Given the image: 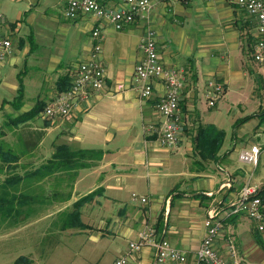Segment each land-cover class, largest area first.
I'll list each match as a JSON object with an SVG mask.
<instances>
[{
    "label": "crops",
    "instance_id": "0c3cea01",
    "mask_svg": "<svg viewBox=\"0 0 264 264\" xmlns=\"http://www.w3.org/2000/svg\"><path fill=\"white\" fill-rule=\"evenodd\" d=\"M66 1L0 0V36L9 37L13 47L12 53L0 60V108L13 107L11 116H16L38 102L46 105L51 101L59 92L58 79L66 75L71 80L78 64L88 59L94 43L92 30L99 28L102 34L100 59L105 67L103 85L81 109L54 118L56 122L45 125L43 135L35 137V133L27 129V133L36 138H29V151H35L43 144L50 147L66 144L73 151L95 152H89V157L80 160L85 164L81 167L61 170L45 166L46 163H34L30 169L16 171L14 188L18 193H22L23 187L31 189L35 182L54 181L40 201L35 202L32 192L27 191L30 197L24 198L23 203H28L29 207L27 211L16 213L11 233L0 234V253L9 245L7 241H20L24 247L20 248L23 254L19 255L28 256L35 264L56 242H62L61 238L68 232L82 231H91V243L107 241L114 236L127 239L129 244L138 239L139 231L147 224L155 230L164 209L163 236L171 245L182 249L187 264H192L205 227L203 222L198 225L193 220L190 211L197 206L204 211L205 218L208 209L221 202L229 207L249 180L246 170L232 166L226 153L219 151L221 158L214 169H210V163H199L192 150L196 126L212 123L221 127L215 114L208 115L205 120L199 113L198 104L200 98L206 96L208 80L223 84L224 92L219 97L223 98L231 84L241 81L244 84L247 73H254L248 62L255 47L253 39L258 37L255 23L228 0H161L153 4L145 17L116 28L110 20L87 13L60 19L55 12L57 8L64 10ZM104 1L112 8L122 5L121 0ZM148 29L155 32L163 66L180 69L186 77L180 98L181 137L172 148L161 147L157 133L146 130L150 125L158 127L161 121L156 102L164 92L163 84L154 80L152 95L142 98L134 78L135 65L144 57L142 46ZM250 47L252 50L249 51ZM119 84L123 85L120 89ZM19 86L22 88L20 101L16 98ZM6 91L11 93L9 98L3 96ZM2 137L0 151L9 157H20L24 147L12 148ZM18 140L21 141L19 136ZM55 147L47 150L48 159ZM21 159L10 167H16ZM237 168L242 171L238 173ZM173 173L192 180L209 177L199 191L209 198L213 195L212 201L217 202L202 207L199 200L192 206L187 205L190 211L180 210L170 221L166 214L170 212L167 202L171 192L163 191V181ZM145 176L149 194L142 196L146 201H133L130 188ZM176 189L177 184L170 191ZM181 191L180 196L185 199L201 193ZM89 193L94 194L80 207V220L85 227L69 229L65 219L71 205ZM34 204H45L44 211L35 213ZM54 231L57 239L51 240ZM224 235L226 233L217 235L214 246L221 255L227 256L231 241ZM128 244L123 247L120 241H115L109 249L112 254L110 264L121 255L128 256L129 264H170L169 261L157 262L156 248L149 243L136 253L129 251Z\"/></svg>",
    "mask_w": 264,
    "mask_h": 264
},
{
    "label": "built area",
    "instance_id": "2783aa9c",
    "mask_svg": "<svg viewBox=\"0 0 264 264\" xmlns=\"http://www.w3.org/2000/svg\"><path fill=\"white\" fill-rule=\"evenodd\" d=\"M119 7H108L104 0H67L64 6V16L75 18L79 13L92 14L110 20L116 28L132 22L136 18L145 17L155 2L161 0H121ZM244 11L255 23L258 40L255 44L252 58L255 62L264 64V0H228ZM94 43L88 59L78 64L70 80L68 88L59 91L42 110L46 118H62L86 104L93 92L100 89L105 81V67L100 59L101 31L92 30ZM12 41L9 37L0 36V60L12 53ZM144 57L135 65L134 78L142 98H149L153 91V81L163 84L164 92L156 102V110L161 117L158 127L150 125L147 131L157 133L158 143L163 148L175 147L181 137L182 122L180 116V98L186 77L182 70L163 66L159 59L155 32L148 29L143 46ZM123 85L119 84L118 88ZM224 92L222 83L213 79L207 81L205 95L208 105L214 106L215 101ZM260 147L251 145L239 153V160L256 166L259 161ZM258 186L247 180L240 188L237 199L223 212L216 207L208 209L204 218L205 233L195 252L192 264H241L236 256V250L229 244L228 255H221L214 246V240L222 227V219L233 214H244L255 223L259 233L264 236V201L258 194ZM133 201H146L145 196L131 193ZM145 243L156 248V261H169L170 264H187L186 253L173 245L163 236L157 235L152 225L147 224L138 233V239L128 244L129 251H139ZM112 264H129L128 256L121 255Z\"/></svg>",
    "mask_w": 264,
    "mask_h": 264
},
{
    "label": "rangeland",
    "instance_id": "374dc122",
    "mask_svg": "<svg viewBox=\"0 0 264 264\" xmlns=\"http://www.w3.org/2000/svg\"><path fill=\"white\" fill-rule=\"evenodd\" d=\"M55 14L60 19L64 20L65 16L63 14V9L60 10L59 8H57ZM251 59L248 63L252 68L251 71L254 70L255 74L248 72V76L246 77L244 84L242 81L231 84L230 90L227 92L225 97H218V99H216V105L214 107H210L208 105L207 96H202L200 98L198 108L200 115L205 118V120H207L206 117L208 115H217V117L219 118V126L225 131V139L220 153H226V155H228V157L231 159L232 166L241 167L246 170V176L251 181V184L257 185L258 188H261L264 187V117L258 115V113L264 109V64L257 63L253 59ZM3 96L9 98L11 96V93L7 91L3 92ZM27 104L29 105V103ZM10 111H14L13 107L4 108L2 106L0 108L1 125H3L4 121L7 119L6 114H12V112ZM245 116L250 117L249 119L242 121V118ZM56 121L57 119L44 117L42 115V112H40V114L33 120H31L29 124L22 125L21 129L19 127H4L6 135L2 137V139L6 142V144H10L11 146H13L12 148H15L17 145H20L21 148H24L22 149L23 153L20 155V157H9L6 152L0 151V184L6 177L17 176L15 174L16 171L22 172L25 169H30L31 167L29 166L31 164L35 163V165H40L46 163L48 157L50 156V154L48 155L47 150L54 149L55 144H53L52 147H50V145L46 146L45 144H43L41 148L32 152L33 149L31 151L27 149L29 145L28 142L32 139H36L34 138V136H32V133H35V137L41 136L44 133L42 129L45 127V125L54 123ZM236 121H238L237 124H235ZM27 129L29 131H32L31 136L29 133H27ZM22 131L25 132L20 134V132ZM18 136L20 137L21 141L18 140ZM29 138H31V140H29ZM45 140L48 142V137ZM253 144L260 147L259 161L256 166L244 163L239 160V153L242 150L241 148H249ZM1 147H3V143H0V148ZM19 158H22L20 163H18L14 168L10 167L11 164L18 161ZM221 164L224 166L223 161ZM215 167L216 163L211 162L210 169H214ZM163 171H165V169ZM211 171H209V173H211ZM235 171L239 173L242 170L240 168H237ZM34 180L38 182L40 181L38 179ZM49 180L51 179L41 180V182L38 184L37 182H35L31 189L29 187H23L22 193L26 194V198L28 199V197H30V193L32 192V196L34 197L35 202L36 200L40 201V199H43L46 195V190L51 189V185L53 184L52 181L54 180ZM208 180L209 177H202L192 180L187 176H178L176 173H173L167 180L164 179L163 191L165 193L171 192L170 194L168 193L169 197L173 195V203L169 207L170 212L168 213V217L170 216V221H172L174 215H176L180 210H187V205L192 206V204L198 202L199 200L202 204V207H207L208 205L217 202V200L212 201L211 197L199 198L198 196H193L185 199L183 198V196L176 195V193L180 192L181 190H192V194L201 192L199 190L203 188L204 184ZM57 181L59 180L56 179V182ZM175 184H177V189L173 192L170 191L172 186ZM29 190L30 193H27V191ZM9 191L12 192V188H9ZM130 192H134L138 196H142L144 194L148 195L149 191L147 176L141 179L140 183H134L130 188ZM225 205V203L221 202L216 205V209L223 212L224 210H226ZM33 206L37 211L35 213H38L44 211L45 204H34ZM17 207H20L23 212L27 211V207H29V204L22 203ZM193 208L194 210L192 211L188 209L191 212L190 214L193 220L198 225L202 222L204 223V211L197 206ZM163 211L164 209L161 211V214L164 216ZM231 216L232 215L228 217L225 216L222 219V227L219 230L218 234L226 233V236L224 235V237L227 238L228 241H231L230 244L234 245L236 249V256L241 264H264V248H262L255 241V238L253 236V232L256 229L255 223L241 213L234 215V217L232 218L234 222L230 221ZM15 221L16 220L0 218V234L11 233L14 230ZM235 224L237 225L235 226ZM67 227L69 229L79 228L70 226ZM90 232L91 231H82L80 233L74 234L68 232L69 234L64 235L61 238L62 242H56L51 250L48 253H43L41 256V260L37 261V263L35 264H110L112 254L109 249L110 247H112V245L115 244V241H120L123 247L127 246L128 244L127 239L114 236H111L107 241L104 240L102 242L91 243L92 233ZM55 234L56 231L52 233L51 240L57 239ZM19 242L20 241H14L12 239L11 241H7L9 245L5 246L4 251L0 253V264H12L14 260L13 258L15 256L23 254L21 253L22 251H20V248L24 247V244H20ZM104 243H106V245Z\"/></svg>",
    "mask_w": 264,
    "mask_h": 264
},
{
    "label": "trees",
    "instance_id": "16d2710c",
    "mask_svg": "<svg viewBox=\"0 0 264 264\" xmlns=\"http://www.w3.org/2000/svg\"><path fill=\"white\" fill-rule=\"evenodd\" d=\"M251 39V36H249ZM258 40L257 38L253 39L254 46ZM249 51L252 50V47L248 49ZM58 89L62 91L69 87L70 80L68 77L61 76L58 81ZM17 100L20 101L22 98V88L19 86ZM45 104L43 102H38L30 108L29 110L16 115L11 116L6 114V120L4 124H0V137L5 135L4 127L10 128H17L28 121L37 117L40 112H42ZM14 109V108H13ZM16 110L19 109L15 107ZM260 116H264V109L262 112L259 113ZM250 116H245L242 118V121L249 119ZM238 121L235 122L237 124ZM225 139V131L221 128H218L216 125L212 123L201 124L199 123L195 128V133L192 136V150L193 154L197 157L199 163H211V162H218L221 158L219 151L223 145ZM89 152L95 151H88V150H78L73 151L69 148L66 144H60L55 147L53 155L50 159L47 160L45 166L57 168V169H66V168H75L85 166L84 163L80 162L81 159L85 157H89ZM43 174V173H41ZM16 181L15 176L6 177L4 181L0 184V218L1 219H12L15 218V213L19 214L22 209L17 207L18 205L23 203V199L26 198V194L18 193L14 188ZM9 188H12V192L9 191ZM94 193H89L86 196L79 198L72 204V209L68 212L65 219V225L70 227H85L84 223L80 220V207L82 204L87 201ZM182 193L177 192L176 195H181ZM259 196L264 201V187L259 188L258 190ZM195 196L199 198H209L205 193H197ZM213 196V195H212ZM210 196V197H212ZM173 197L171 198L172 204ZM165 223L163 215H159L157 223L155 224V231L157 235L163 236L162 230L163 225ZM254 238L255 241L264 248V236L255 229ZM164 237V236H163ZM12 264H33V261L25 255H19L15 258Z\"/></svg>",
    "mask_w": 264,
    "mask_h": 264
},
{
    "label": "water",
    "instance_id": "95a60500",
    "mask_svg": "<svg viewBox=\"0 0 264 264\" xmlns=\"http://www.w3.org/2000/svg\"><path fill=\"white\" fill-rule=\"evenodd\" d=\"M173 197V195H171L168 199V202H167V206L168 208L171 206V198ZM168 214H166V218H167ZM155 260H156V256H155Z\"/></svg>",
    "mask_w": 264,
    "mask_h": 264
}]
</instances>
